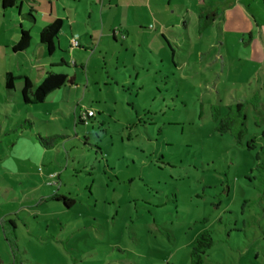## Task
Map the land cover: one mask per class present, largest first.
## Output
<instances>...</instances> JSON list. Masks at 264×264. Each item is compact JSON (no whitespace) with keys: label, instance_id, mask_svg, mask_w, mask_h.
Returning a JSON list of instances; mask_svg holds the SVG:
<instances>
[{"label":"rangeland","instance_id":"rangeland-1","mask_svg":"<svg viewBox=\"0 0 264 264\" xmlns=\"http://www.w3.org/2000/svg\"><path fill=\"white\" fill-rule=\"evenodd\" d=\"M220 9L204 14L216 25H188L191 40L176 12L174 62L113 37L102 51L69 44L79 87L0 103V264H191L206 230L215 245L205 264H264V11ZM237 102L242 142L216 131L211 111ZM89 109L96 116L80 123ZM53 135L62 139L45 149L38 136ZM56 192L76 204L49 200Z\"/></svg>","mask_w":264,"mask_h":264},{"label":"crops","instance_id":"crops-1","mask_svg":"<svg viewBox=\"0 0 264 264\" xmlns=\"http://www.w3.org/2000/svg\"><path fill=\"white\" fill-rule=\"evenodd\" d=\"M254 6L258 8L256 12L262 14L264 0H15V5L7 9H4L3 0H0V103L13 108L16 95L19 90H23L26 78H29L34 86H38L50 72L65 74L73 80V83L64 87H79L76 82L79 68L76 53H71L73 51L70 50L69 55H63V52H67V46L72 45L74 37L79 41V46L74 47L75 49L88 51L98 48L102 51L101 46L113 37L114 42L122 40L126 50L134 52V55L146 53V49L142 50L145 45L154 58H162L165 54V59L170 58L174 62L177 54L175 46L179 39L172 34L180 24L176 12L182 16L187 38L191 40L188 25H193L194 20L198 19L197 23L194 22L197 26L205 21L210 27L219 22L216 14L212 21L201 18V15L215 12L217 7H221L223 13L244 17V13ZM222 10L220 9V12ZM130 12H134V23L127 19L126 15ZM28 14H32L34 19ZM189 14L196 15L191 17ZM248 18L247 16L246 19ZM58 19L63 20V26L57 38L53 39L51 53L48 46L42 43L40 35L45 27ZM256 21L258 22L257 17ZM210 22L213 23L210 25ZM148 24L151 30H147ZM23 30L31 35L30 47L25 51H15L14 47L19 43ZM158 47L163 50V54H158ZM70 55L75 57L73 61ZM33 56L31 65L28 60ZM47 59L50 61L47 62ZM69 64L75 68H71ZM64 66L69 71H65ZM133 67L137 71L139 68L148 70L147 65L135 63ZM161 71L163 72V69ZM8 74L16 78L13 90L7 89L6 86ZM7 232L8 230L6 234Z\"/></svg>","mask_w":264,"mask_h":264},{"label":"trees","instance_id":"trees-1","mask_svg":"<svg viewBox=\"0 0 264 264\" xmlns=\"http://www.w3.org/2000/svg\"><path fill=\"white\" fill-rule=\"evenodd\" d=\"M15 5V0H3L4 9L13 7ZM31 19H34L32 14H28ZM201 18L208 20L203 15ZM200 27L202 31L207 28L209 23L205 21V23H200ZM63 26V20L58 19L52 24L45 27L40 35L42 43L48 46L49 52L53 51V39L57 38L60 30ZM31 35L28 31L23 30L21 33L19 43L14 47L15 51H25L30 47L31 44ZM15 77L12 74H8L6 78V86L7 89L13 90L15 87ZM73 83V80L69 78L67 75L62 73H47L43 82L34 86L33 82L29 79H25V85L22 90V96L25 103H41L45 100V98L52 92L57 89L64 87L67 84ZM227 113L222 115L220 108L218 105H212V118L216 123L215 130L224 134L230 133L238 142H242L248 135V127H247V116L245 113V103L237 102L231 103L227 106ZM90 110V109H89ZM88 112V110H87ZM86 112V113H87ZM83 113L80 116V123L87 124L88 119L94 118L89 117L86 118ZM31 124L29 121L24 123V125L20 126V130L25 128V124ZM41 145L48 150L55 148L57 144L55 141L62 139L59 135H53L48 137L38 136ZM257 142V138L252 136L247 141V146L252 148L255 146ZM256 169L260 172L264 170V160L260 162ZM49 200H63L64 204L67 208H71L76 204V199L66 196L64 193L56 192ZM9 227L6 236L8 240H11V237L17 236V227L14 221L9 220ZM12 241V240H11ZM215 245L214 240V232L212 230L204 231L194 242V246L191 251V264H205V257L207 252Z\"/></svg>","mask_w":264,"mask_h":264},{"label":"built area","instance_id":"built-area-1","mask_svg":"<svg viewBox=\"0 0 264 264\" xmlns=\"http://www.w3.org/2000/svg\"><path fill=\"white\" fill-rule=\"evenodd\" d=\"M73 47L79 46V41L77 37H74L72 40ZM96 115L95 111L93 109L88 110V112L84 115L86 118L94 117Z\"/></svg>","mask_w":264,"mask_h":264}]
</instances>
